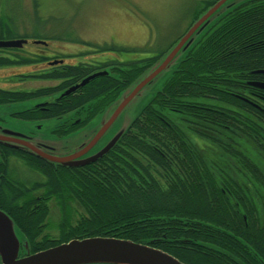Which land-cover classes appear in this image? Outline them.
<instances>
[{
  "label": "trees",
  "instance_id": "obj_1",
  "mask_svg": "<svg viewBox=\"0 0 264 264\" xmlns=\"http://www.w3.org/2000/svg\"><path fill=\"white\" fill-rule=\"evenodd\" d=\"M218 1H205L189 28ZM211 19L103 157L67 167L2 150L0 210L21 239L20 257L101 237L147 245L183 264L264 262V89L256 86L264 84V0L230 4ZM184 34L162 53L119 64L129 68L113 80L95 78L70 110L103 111ZM52 198L60 205L57 237L44 234ZM71 203L79 210L73 218Z\"/></svg>",
  "mask_w": 264,
  "mask_h": 264
},
{
  "label": "rangeland",
  "instance_id": "obj_2",
  "mask_svg": "<svg viewBox=\"0 0 264 264\" xmlns=\"http://www.w3.org/2000/svg\"><path fill=\"white\" fill-rule=\"evenodd\" d=\"M205 1L208 0H0V17L15 24L14 31L18 36L37 42L47 40L50 49L57 53L55 55H80L81 58L98 49L104 57L117 58L128 65L165 51L186 32ZM245 1L248 0H234L233 3ZM155 64L148 72L155 68ZM178 65L179 55L122 110L91 154L130 128L144 107L163 89ZM11 72L15 70L0 69L2 86ZM32 86L42 88L50 84L33 82ZM27 88L32 87L29 85ZM122 94L88 123L65 133L59 130L62 121L57 119L19 124L8 120L4 129L30 137L32 146L48 152L52 157L65 158L89 142L100 124L110 119ZM24 106H27L26 102L2 107L0 115L9 118L16 107ZM25 172L28 170L25 169ZM46 205L48 217L44 234L57 237L61 219L59 202L52 198ZM68 208L71 218L79 212L72 203Z\"/></svg>",
  "mask_w": 264,
  "mask_h": 264
},
{
  "label": "flooded vegetation",
  "instance_id": "obj_3",
  "mask_svg": "<svg viewBox=\"0 0 264 264\" xmlns=\"http://www.w3.org/2000/svg\"><path fill=\"white\" fill-rule=\"evenodd\" d=\"M3 22L10 23L15 27L11 20L0 17V42L17 40L26 42L21 47H0V69L15 70L6 78L4 86L0 84V114L2 107L16 106L24 102L27 103V106L16 107L9 118L0 115V136L14 138V136L6 134L8 131H12L4 129V124H8L11 120L19 124L20 122L39 123L57 119L62 121L59 124V130L64 133L78 129L88 123L95 116L94 111L98 113L100 107L92 109V107L86 105L76 110H70L75 106L71 101L83 97L87 86L96 80H89L87 84L75 91L67 95L65 93L81 84L85 79L99 73L104 72L105 74L98 78L112 77L111 80H113L115 73L118 72L117 69H123V67H119V64H123V62H119L117 58L108 59L104 57L98 49L89 55L81 56V58L80 55L71 57L60 54L55 55L57 53L50 49L51 45L47 40L37 42L29 37L18 36L15 31H10L11 34H9L1 27L4 24ZM23 68L27 70L22 71ZM33 82H46L50 86L33 87ZM29 85L32 88H27ZM39 92L42 94H39ZM24 137L26 141L30 142V137ZM13 146H18V144L0 141V155L6 152H2L5 149L16 150ZM44 153L49 154L46 151ZM21 155L23 158L28 157L25 153H21ZM18 167L24 172L23 175L27 173L25 172L27 168L23 167L22 164L19 163ZM36 176L41 179L40 176ZM28 181H34V179L29 178ZM258 210L263 221L264 213L261 208ZM256 264H264V262L259 259Z\"/></svg>",
  "mask_w": 264,
  "mask_h": 264
},
{
  "label": "water",
  "instance_id": "obj_4",
  "mask_svg": "<svg viewBox=\"0 0 264 264\" xmlns=\"http://www.w3.org/2000/svg\"><path fill=\"white\" fill-rule=\"evenodd\" d=\"M233 1L219 0L202 14L175 45L166 52L164 57L155 64V68L149 72L147 71L139 80L129 86L126 91L122 92L123 94L118 100L121 101L117 104V108L110 119L106 122L103 121L90 141L82 145L76 153L65 158L52 157L32 146L24 139V136L9 131L6 134L12 135L14 138L0 136V141L16 143L20 147L13 146V148L17 150H27L38 158L67 167H82L95 162L106 155L121 137L122 134L114 137L99 151L91 154L98 141L115 122L122 110L146 85L162 73L178 55L179 60L183 57V53L201 38L207 26L214 19H211L213 15L217 12L225 11L230 4L237 5ZM25 42L21 40L0 42V47H21ZM104 74V72L99 73L85 79L81 84L65 94L75 91L77 88L87 84L89 80L101 77ZM256 86L264 89V84ZM20 242L21 239L15 230L12 220L0 210V264H183L171 255L153 247L115 238L96 237L72 240L38 253L30 254L27 252L26 256L23 257L19 256ZM25 248H27L26 244Z\"/></svg>",
  "mask_w": 264,
  "mask_h": 264
}]
</instances>
